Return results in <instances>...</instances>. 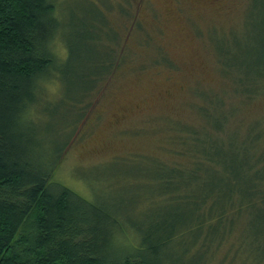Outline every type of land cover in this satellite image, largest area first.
<instances>
[{
	"label": "trees",
	"instance_id": "1",
	"mask_svg": "<svg viewBox=\"0 0 264 264\" xmlns=\"http://www.w3.org/2000/svg\"><path fill=\"white\" fill-rule=\"evenodd\" d=\"M101 2L64 48L55 0H0V264H264V128L225 147L234 112L222 126L176 124L189 142L174 153L190 164L149 161L160 191L133 194L124 214L54 179L92 98L125 58ZM249 57L222 70L242 102L264 95V38Z\"/></svg>",
	"mask_w": 264,
	"mask_h": 264
},
{
	"label": "rangeland",
	"instance_id": "2",
	"mask_svg": "<svg viewBox=\"0 0 264 264\" xmlns=\"http://www.w3.org/2000/svg\"><path fill=\"white\" fill-rule=\"evenodd\" d=\"M101 1L117 25L125 58L92 98L89 116L72 135L54 179L86 200L124 208V214L133 194L160 191L150 177L149 161L190 164V157L175 154L189 142L185 133L173 129L176 124L222 126L234 112L229 120L233 127L222 139L225 147L264 128V95L240 101L232 91L234 76L222 72L230 63L241 68L237 60L251 61L249 55L264 38V0H55L64 48L82 22L86 25V10H100ZM212 96L222 100L224 110L208 107ZM58 138L65 142L69 134ZM144 169L149 177H134ZM137 204L138 210L147 205ZM138 216L128 210L130 220Z\"/></svg>",
	"mask_w": 264,
	"mask_h": 264
}]
</instances>
